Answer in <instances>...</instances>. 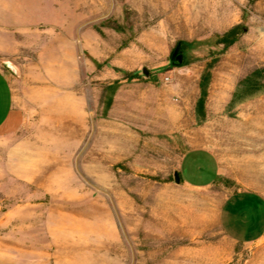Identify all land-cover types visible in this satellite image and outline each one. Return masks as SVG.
Masks as SVG:
<instances>
[{"label":"rangeland","instance_id":"1","mask_svg":"<svg viewBox=\"0 0 264 264\" xmlns=\"http://www.w3.org/2000/svg\"><path fill=\"white\" fill-rule=\"evenodd\" d=\"M0 15L25 114L0 135V264H264V235L235 240L264 216L238 192L264 199V0H0ZM195 147L219 163L204 188L173 180Z\"/></svg>","mask_w":264,"mask_h":264},{"label":"crops","instance_id":"2","mask_svg":"<svg viewBox=\"0 0 264 264\" xmlns=\"http://www.w3.org/2000/svg\"><path fill=\"white\" fill-rule=\"evenodd\" d=\"M3 19L4 17H1L0 15V24L2 23ZM16 42V36H14L11 41H8V36L3 33L2 26H0V135L15 133L20 129L25 119V114L22 106L15 103L14 101L13 82L10 79L6 70H4L1 66V62H3L4 60H9V58H7V55L15 51ZM186 161L192 168L194 167L198 172L203 171L208 165H212L214 171L213 177L208 179H197L193 176L183 177L181 173L183 171V166ZM177 170L180 172V176L182 179L181 182L184 185L193 188H204L211 185L220 173L219 163L216 156L211 150L204 147H195L185 151L179 160ZM238 192L243 193L242 195H245V197H248L250 194L256 195L258 199L260 198V202L264 203L263 197H261L255 192L245 190ZM232 195L238 196V193H234ZM232 195L228 196L226 200L230 199ZM224 201L220 205L218 219L221 226L225 230L223 226V208L225 203ZM261 219L262 220L258 219L257 217L248 220V222H245L246 224L242 222L239 226L241 228L247 227L251 231H248L247 234L244 235L243 232L240 233L238 236L236 235L237 237L235 238V240L246 242L245 239L251 237L255 238L254 240L263 237L264 216Z\"/></svg>","mask_w":264,"mask_h":264},{"label":"trees","instance_id":"3","mask_svg":"<svg viewBox=\"0 0 264 264\" xmlns=\"http://www.w3.org/2000/svg\"><path fill=\"white\" fill-rule=\"evenodd\" d=\"M243 18H244V16H243ZM245 29H246V25L244 24V22L237 23V24L229 27L227 30L223 31L222 33L216 34V36H215L216 43L222 44L223 47H228L238 38V36L241 33H243L245 31ZM3 65L6 69H10L4 63H3ZM113 69L117 73H121L123 76H125L127 78L137 77L139 74L137 71H126L120 67H113ZM261 70L264 71V68H262ZM246 84H248V77L241 80V86H244ZM205 96H206V83H203L201 86V95H200V98L198 100V109L202 114L204 113L203 108H204ZM176 179L178 182L182 181L181 176H180V172L178 170L174 171L173 180L175 181Z\"/></svg>","mask_w":264,"mask_h":264},{"label":"flooded vegetation","instance_id":"4","mask_svg":"<svg viewBox=\"0 0 264 264\" xmlns=\"http://www.w3.org/2000/svg\"><path fill=\"white\" fill-rule=\"evenodd\" d=\"M183 57V48L181 46L175 45L172 49L170 60L175 62V59H182Z\"/></svg>","mask_w":264,"mask_h":264},{"label":"water","instance_id":"5","mask_svg":"<svg viewBox=\"0 0 264 264\" xmlns=\"http://www.w3.org/2000/svg\"><path fill=\"white\" fill-rule=\"evenodd\" d=\"M180 61H181V59H179V58L175 59V62H180ZM3 63H4L7 67H9L10 70H11L12 72H14V73H16V74L18 73L17 66H16L13 62H11V61H9V60H4ZM175 182H178L177 179L175 180Z\"/></svg>","mask_w":264,"mask_h":264},{"label":"bare ground","instance_id":"6","mask_svg":"<svg viewBox=\"0 0 264 264\" xmlns=\"http://www.w3.org/2000/svg\"><path fill=\"white\" fill-rule=\"evenodd\" d=\"M3 250V249H2Z\"/></svg>","mask_w":264,"mask_h":264}]
</instances>
